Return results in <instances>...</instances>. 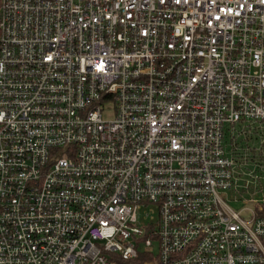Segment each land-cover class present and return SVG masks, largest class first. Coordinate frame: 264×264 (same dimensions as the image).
I'll return each mask as SVG.
<instances>
[{
  "label": "built area",
  "instance_id": "built-area-1",
  "mask_svg": "<svg viewBox=\"0 0 264 264\" xmlns=\"http://www.w3.org/2000/svg\"><path fill=\"white\" fill-rule=\"evenodd\" d=\"M137 253L264 264V0H0V264Z\"/></svg>",
  "mask_w": 264,
  "mask_h": 264
},
{
  "label": "rangeland",
  "instance_id": "rangeland-1",
  "mask_svg": "<svg viewBox=\"0 0 264 264\" xmlns=\"http://www.w3.org/2000/svg\"><path fill=\"white\" fill-rule=\"evenodd\" d=\"M234 138H235V142L237 143L238 146L240 145H244L247 144V146L249 147H252L255 145V141H254V135L252 133H248L247 136H248V140H245V136L243 134H240V133H234L233 134ZM227 146H229L230 144V140L228 139L227 140ZM227 153H229L230 151L229 150H226ZM241 207L242 205L240 204H237V203H233L232 205V208L234 210H241ZM137 244V243H136ZM139 246V249L138 250H141L142 249V244H138Z\"/></svg>",
  "mask_w": 264,
  "mask_h": 264
},
{
  "label": "trees",
  "instance_id": "trees-1",
  "mask_svg": "<svg viewBox=\"0 0 264 264\" xmlns=\"http://www.w3.org/2000/svg\"><path fill=\"white\" fill-rule=\"evenodd\" d=\"M154 258L137 253L136 257L130 261H122L118 259L115 264H149Z\"/></svg>",
  "mask_w": 264,
  "mask_h": 264
}]
</instances>
